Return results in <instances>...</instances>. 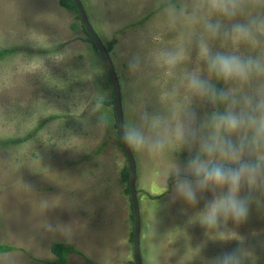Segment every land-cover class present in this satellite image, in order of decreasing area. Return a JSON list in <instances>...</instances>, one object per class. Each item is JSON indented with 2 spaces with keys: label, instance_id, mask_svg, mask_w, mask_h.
<instances>
[{
  "label": "rangeland",
  "instance_id": "obj_1",
  "mask_svg": "<svg viewBox=\"0 0 264 264\" xmlns=\"http://www.w3.org/2000/svg\"><path fill=\"white\" fill-rule=\"evenodd\" d=\"M81 2L107 50L111 46L123 110L138 94L154 102V73L146 68L129 76L121 52L135 49L156 25L159 0ZM78 15L60 0H0V48L17 47L0 60V244L17 247L0 253V264H55L57 242L82 251L70 253L64 264H134L132 198L121 181L129 160H113L117 138L95 126L89 103L103 95L117 123L114 103H106L114 99L113 87ZM103 24L115 26L110 37L100 31ZM25 55L32 57L28 63ZM186 157L180 154L181 160ZM135 188L142 264H180L189 244L202 243L200 254L184 264H203L201 257L237 245L207 240L199 223H187L193 209L172 199L171 182L160 193L157 172L142 170L139 161ZM237 231L254 264H264V207L253 204ZM150 239L162 241L160 247L146 246Z\"/></svg>",
  "mask_w": 264,
  "mask_h": 264
},
{
  "label": "clouds",
  "instance_id": "obj_2",
  "mask_svg": "<svg viewBox=\"0 0 264 264\" xmlns=\"http://www.w3.org/2000/svg\"><path fill=\"white\" fill-rule=\"evenodd\" d=\"M155 16L136 48L121 52L129 76L152 70L155 101L138 94L123 112L118 105L117 127L94 95L95 126L117 138L110 155L127 157L133 176L139 161L157 172L160 193L171 182L172 199L193 209L187 223H199L207 240L238 241L203 264H254L237 228L253 204L264 207V0H159ZM114 30L100 25L108 37ZM203 247L189 244L180 264Z\"/></svg>",
  "mask_w": 264,
  "mask_h": 264
},
{
  "label": "water",
  "instance_id": "obj_3",
  "mask_svg": "<svg viewBox=\"0 0 264 264\" xmlns=\"http://www.w3.org/2000/svg\"><path fill=\"white\" fill-rule=\"evenodd\" d=\"M80 17L89 32V34L92 36L93 41L95 42L102 59L107 67L110 80L113 87V93H114V106H115V112H117V106L119 105V108L121 112H123L122 107V95H121V87L119 83V79L115 70V67L113 65V61L111 59L110 53L107 50L105 44L101 40V38L97 35V33L94 31L93 27L91 26L86 11L84 9V6L81 2V0H74ZM117 124L119 123V116H117ZM124 147V146H123ZM127 155V149L124 147ZM136 177H137V167L135 176H133V167L132 162L129 160V187H130V194L132 198V206L134 211V235H133V245H134V262L135 264H142V257H141V246H140V206L137 200V193H136Z\"/></svg>",
  "mask_w": 264,
  "mask_h": 264
},
{
  "label": "trees",
  "instance_id": "obj_4",
  "mask_svg": "<svg viewBox=\"0 0 264 264\" xmlns=\"http://www.w3.org/2000/svg\"><path fill=\"white\" fill-rule=\"evenodd\" d=\"M60 3L64 7L69 8V9H74V10H76L79 13L77 5H76L74 0H60ZM78 16L80 17V14ZM84 29H85L86 33L88 34L89 39L94 43L95 47L97 48L95 42L92 39V36L89 34V32L86 30L85 27H84ZM109 49H111V46H109L108 50ZM16 50H17L16 46L0 48V60L3 59L5 56L15 52ZM110 82H111V80H110ZM106 103H114V99H112L111 101H106ZM45 120H48V118L45 119ZM44 123H45V121H43L40 124H38L37 128H41L44 125ZM121 145L123 146V144H121ZM121 181L127 183V187L125 188V190L128 193H130V187H129V164L124 166L123 169L121 170ZM132 219L134 221V211L132 213ZM133 235H134V225H133L132 236ZM132 240H133V237H132ZM16 248L17 247L14 246V245H10V244H7V243H2V244H0V253L11 251V250H14ZM52 251L57 255V259L54 261L55 264H64V263H66L68 261L69 254L72 253V252L73 253L74 252L75 253H82V251H80L79 249H77L73 245H69V244H66L64 242H57V243L53 244L52 245ZM133 263L135 264V262H133Z\"/></svg>",
  "mask_w": 264,
  "mask_h": 264
}]
</instances>
